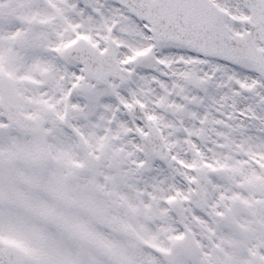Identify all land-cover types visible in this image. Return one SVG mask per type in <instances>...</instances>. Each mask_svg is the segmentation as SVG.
<instances>
[{"label": "snow or ice", "instance_id": "1", "mask_svg": "<svg viewBox=\"0 0 264 264\" xmlns=\"http://www.w3.org/2000/svg\"><path fill=\"white\" fill-rule=\"evenodd\" d=\"M0 264H264V0H0Z\"/></svg>", "mask_w": 264, "mask_h": 264}]
</instances>
